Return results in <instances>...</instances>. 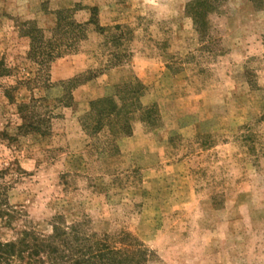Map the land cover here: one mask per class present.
Listing matches in <instances>:
<instances>
[{
    "label": "rangeland",
    "instance_id": "1",
    "mask_svg": "<svg viewBox=\"0 0 264 264\" xmlns=\"http://www.w3.org/2000/svg\"><path fill=\"white\" fill-rule=\"evenodd\" d=\"M189 2L0 0V242L78 224L135 239L146 264H264V0H219L201 34ZM58 12L97 25L51 63L48 87L26 22L50 38ZM88 70L94 81L61 104L59 83ZM134 78L160 123L87 134L88 96ZM32 97L50 111L43 135L19 129Z\"/></svg>",
    "mask_w": 264,
    "mask_h": 264
},
{
    "label": "trees",
    "instance_id": "2",
    "mask_svg": "<svg viewBox=\"0 0 264 264\" xmlns=\"http://www.w3.org/2000/svg\"><path fill=\"white\" fill-rule=\"evenodd\" d=\"M218 2L191 0L186 5L185 11L199 34L206 31V15L215 9ZM64 13L58 12L50 38H46L44 30L34 23L26 22L28 31L25 35L30 40L27 58L38 65V77L48 87L54 85L50 79L51 63L66 54L67 50L74 49L85 38L88 23L97 25L93 17L88 23H78L68 19ZM120 62L118 60L110 66ZM97 75V72L88 70L61 81L59 84L63 87V94L58 101L66 107L71 106L72 91ZM113 88L112 93L89 102V110L81 118L87 134L103 132L112 138L129 136L136 120L149 128L160 123L158 105L155 102L148 105L142 101L148 87L139 79L120 82ZM41 101L32 97L27 103L18 105V112L25 111L24 117L27 119L19 129L42 135L49 131L50 111L41 105ZM39 106L42 108L38 109ZM133 241L129 245H122L107 234H84L78 224L63 227L54 225L49 235L27 230L21 232L15 240L0 242V264H146V250L137 241Z\"/></svg>",
    "mask_w": 264,
    "mask_h": 264
},
{
    "label": "crops",
    "instance_id": "3",
    "mask_svg": "<svg viewBox=\"0 0 264 264\" xmlns=\"http://www.w3.org/2000/svg\"><path fill=\"white\" fill-rule=\"evenodd\" d=\"M121 71L122 70V72H120L119 70ZM124 70H123V68L121 67V68H115V69H111V71H109V76H111V75H121V73H125V72H123ZM78 71L76 70L75 72H73L71 75H74L75 73H77ZM51 74H52V76H55L56 74H57V62L56 63H53L52 64V66H51ZM127 78V77H126ZM123 79H125V78H123ZM94 80H91V81H88V82H86V83H84L83 85H80L75 91H78V89H80V88H82V87H86V86H88V85H90V83H92ZM141 81V80H140ZM142 82V81H141ZM143 83V82H142ZM144 84V83H143ZM102 96H104L103 94H101V93H99V94H95V96H92V95H90V96H88L89 97V99L90 100H94V99H97V98H100V97H102ZM161 116V115H160ZM134 124V123H133ZM132 133H133V129H132ZM132 133H131V135H129L128 137L129 138H132Z\"/></svg>",
    "mask_w": 264,
    "mask_h": 264
}]
</instances>
